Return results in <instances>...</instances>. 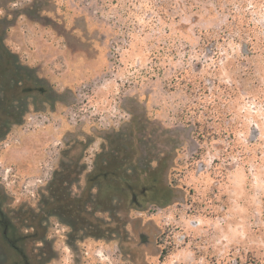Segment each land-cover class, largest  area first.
Here are the masks:
<instances>
[{"label":"rangeland","instance_id":"1","mask_svg":"<svg viewBox=\"0 0 264 264\" xmlns=\"http://www.w3.org/2000/svg\"><path fill=\"white\" fill-rule=\"evenodd\" d=\"M7 81L29 90L0 136L5 264L11 242L30 264H264V0H0ZM109 163L138 203L96 208L94 182L96 226L45 209L59 172L81 197Z\"/></svg>","mask_w":264,"mask_h":264},{"label":"trees","instance_id":"2","mask_svg":"<svg viewBox=\"0 0 264 264\" xmlns=\"http://www.w3.org/2000/svg\"><path fill=\"white\" fill-rule=\"evenodd\" d=\"M239 28V33L241 37H253L250 35V33L247 35L248 29L251 30L250 26L247 25H237V24H231L228 27L225 28L223 32H221V36L225 37L227 34L232 33L234 30H237ZM248 49L251 51L255 50L254 46L250 43V45L247 46ZM17 75H19L21 72H15ZM6 76V75H5ZM17 79V83H18ZM5 87L3 88V97L0 96V136L5 134L9 129V124L12 122H18V119L13 120L12 116L14 115V112L9 111L13 101L18 96L19 90L25 91L29 89H23L21 85L15 84V85H8V81L4 84ZM217 101V99H214V102ZM126 169L123 167H116L112 163L103 165L98 164V168L94 173H91L89 176V188L87 191L84 192V194L81 197H72L70 196V192H67L66 187L63 186L64 182L66 181V177H64V172H59L52 185H51V193H52V202L50 203L48 201L47 206L45 207L46 210L50 212H56L62 216H64L66 219L71 220L76 224L78 227H91L96 221L92 214L88 213L86 211V203L88 200H90L91 193H90V187L94 185V182L100 183V193L97 197V204L96 208H105L109 205L111 198L114 194H118L119 192H124L125 194L129 192V190L132 188L133 198L132 200L136 203H138V192L133 191V186L129 181V178L125 176ZM67 175V174H66ZM68 177V175H67ZM143 182V181H142ZM138 183V182H136ZM154 181H152V185L148 186L149 190L151 189L152 192H154L158 187L154 185ZM172 185H178V181L176 179L172 180ZM164 199V196L160 195V201ZM7 198L6 195L3 192V189L0 187V202H6ZM45 210V211H46ZM0 218H3L4 225H6V232H8L12 227V221L7 217L6 213L0 208ZM98 222V221H97ZM110 223L102 221V223H99V226L101 229H106ZM96 226V225H95ZM105 226V227H104ZM88 234L96 237H105L104 232H99L98 230H89ZM13 241V240H12ZM157 241L159 244L164 245L163 252H162V259H165L167 256H169L173 252V246L168 245V239L166 233H161ZM12 243V244H11ZM10 246H12L14 252H16L18 255H21L20 248L18 246H15V242H11ZM18 247V248H17ZM15 253V256H18Z\"/></svg>","mask_w":264,"mask_h":264},{"label":"flooded vegetation","instance_id":"3","mask_svg":"<svg viewBox=\"0 0 264 264\" xmlns=\"http://www.w3.org/2000/svg\"><path fill=\"white\" fill-rule=\"evenodd\" d=\"M0 222H1V219H0ZM5 232H6V228H5ZM13 262H14V264H30L26 255L22 251H21V258L12 259V264H13ZM0 264H5V262L3 260H0Z\"/></svg>","mask_w":264,"mask_h":264}]
</instances>
